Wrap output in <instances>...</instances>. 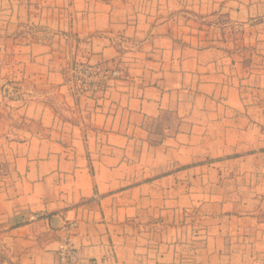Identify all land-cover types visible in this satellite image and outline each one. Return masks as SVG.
<instances>
[{
    "label": "crops",
    "instance_id": "crops-1",
    "mask_svg": "<svg viewBox=\"0 0 264 264\" xmlns=\"http://www.w3.org/2000/svg\"><path fill=\"white\" fill-rule=\"evenodd\" d=\"M0 89L11 264H264V0H0Z\"/></svg>",
    "mask_w": 264,
    "mask_h": 264
},
{
    "label": "built area",
    "instance_id": "built-area-1",
    "mask_svg": "<svg viewBox=\"0 0 264 264\" xmlns=\"http://www.w3.org/2000/svg\"><path fill=\"white\" fill-rule=\"evenodd\" d=\"M68 82L71 91L76 96L93 94L106 91L111 82L122 77V69L105 62L92 63L85 60H73L68 66ZM37 215H31L30 219H36ZM73 220L67 224L68 236L59 242L56 249L55 264H85L90 262L71 240L73 229L77 226Z\"/></svg>",
    "mask_w": 264,
    "mask_h": 264
},
{
    "label": "rangeland",
    "instance_id": "rangeland-1",
    "mask_svg": "<svg viewBox=\"0 0 264 264\" xmlns=\"http://www.w3.org/2000/svg\"><path fill=\"white\" fill-rule=\"evenodd\" d=\"M1 96L2 91L0 89V103L2 102ZM3 234L4 233L0 231V264H11V254L9 251L7 236H4Z\"/></svg>",
    "mask_w": 264,
    "mask_h": 264
}]
</instances>
